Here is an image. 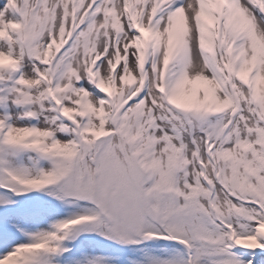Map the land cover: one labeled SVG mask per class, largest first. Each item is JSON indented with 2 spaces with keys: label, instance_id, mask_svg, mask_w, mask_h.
I'll return each mask as SVG.
<instances>
[{
  "label": "snow or ice",
  "instance_id": "1",
  "mask_svg": "<svg viewBox=\"0 0 264 264\" xmlns=\"http://www.w3.org/2000/svg\"><path fill=\"white\" fill-rule=\"evenodd\" d=\"M0 264H264V0H0Z\"/></svg>",
  "mask_w": 264,
  "mask_h": 264
}]
</instances>
